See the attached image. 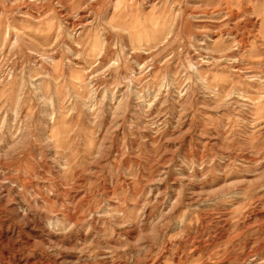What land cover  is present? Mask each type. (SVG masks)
Wrapping results in <instances>:
<instances>
[{
    "label": "rangeland",
    "instance_id": "obj_1",
    "mask_svg": "<svg viewBox=\"0 0 264 264\" xmlns=\"http://www.w3.org/2000/svg\"><path fill=\"white\" fill-rule=\"evenodd\" d=\"M0 264H264V0H0Z\"/></svg>",
    "mask_w": 264,
    "mask_h": 264
}]
</instances>
